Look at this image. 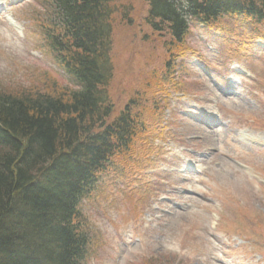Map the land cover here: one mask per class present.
I'll return each instance as SVG.
<instances>
[{
  "label": "rangeland",
  "instance_id": "374dc122",
  "mask_svg": "<svg viewBox=\"0 0 264 264\" xmlns=\"http://www.w3.org/2000/svg\"><path fill=\"white\" fill-rule=\"evenodd\" d=\"M51 2L0 0V90L68 91L43 34ZM145 4L132 0V19ZM240 20L191 25L172 76L165 36L113 27L116 112L153 80L152 126L79 202L81 264H264V36Z\"/></svg>",
  "mask_w": 264,
  "mask_h": 264
},
{
  "label": "trees",
  "instance_id": "16d2710c",
  "mask_svg": "<svg viewBox=\"0 0 264 264\" xmlns=\"http://www.w3.org/2000/svg\"><path fill=\"white\" fill-rule=\"evenodd\" d=\"M51 1L43 34L72 85L60 94L0 90V264H81L88 236L79 202L112 158L152 126L141 99L149 101L153 80L142 81L116 112L114 26L144 23L165 36L168 76L193 24L211 28L234 16L264 36V0H145L133 19L132 0ZM167 75L152 93L162 91ZM151 104L153 118L159 103Z\"/></svg>",
  "mask_w": 264,
  "mask_h": 264
}]
</instances>
